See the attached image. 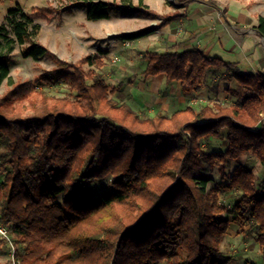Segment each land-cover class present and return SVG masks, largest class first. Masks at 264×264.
<instances>
[{"label": "trees", "instance_id": "trees-1", "mask_svg": "<svg viewBox=\"0 0 264 264\" xmlns=\"http://www.w3.org/2000/svg\"><path fill=\"white\" fill-rule=\"evenodd\" d=\"M74 1L86 5L89 20L107 19L115 8L159 18V25L180 16L161 15L143 0ZM32 11L33 17L54 13L49 7ZM31 18L20 7L8 11L13 37L0 25V84L7 80L9 86L0 97V223L12 235L21 263L227 264L221 244L230 224L264 251V73L239 72L235 62L198 48L146 51L145 77L163 74L167 83L178 82L183 93H191L200 89L208 69H224L220 78L235 80L244 93L230 91L238 97L232 103L187 105L169 116L142 118L113 99L117 86L95 70L104 65L100 56L60 59L35 40L39 27H29ZM255 29L264 37V17ZM152 32L143 28L120 39ZM16 43L24 57L57 65L40 76L43 84L63 83L75 96L11 80L7 55ZM222 131L224 149L204 151L203 139L221 138ZM244 154L263 168L257 183L243 164L224 173ZM203 162L219 166L225 182L208 187ZM106 178L108 188L89 191ZM223 192L235 193L231 218L223 217ZM6 246L0 237V248Z\"/></svg>", "mask_w": 264, "mask_h": 264}, {"label": "rangeland", "instance_id": "rangeland-1", "mask_svg": "<svg viewBox=\"0 0 264 264\" xmlns=\"http://www.w3.org/2000/svg\"><path fill=\"white\" fill-rule=\"evenodd\" d=\"M183 1L184 0H165L163 9L165 10L169 6H172L173 2ZM136 2L137 0H133V3ZM143 2L149 7V9L154 10L155 12L161 11V6L158 1L154 2V0H143ZM241 3L247 4V8L251 12V15L254 14L256 17H264V0H241ZM18 7H20L24 13H27L32 17L31 23L29 24L30 28L35 25L39 27L35 40L46 46L50 51L54 52L60 59L67 62H73L86 54H97L100 56V58L104 61V65L100 68H95V70L99 71L103 75H106V77H104L105 81L111 87H113L114 83L117 82L113 80V77H111L112 80L107 78V75L109 76L110 74H114V71L119 68L118 64L121 62V58L123 57L126 49L134 50L136 60L139 59L138 56H142L144 52L154 51L152 45L153 38L150 36L151 34L148 35L150 36V39H143V41L140 42L135 41L129 45L124 44L125 41L122 42L123 40L120 39V34L128 31H134L136 28L139 30L140 27L147 24L140 17L143 14L139 15V13L135 12V10L115 8L111 11L110 16L107 19L89 20L86 18V5L75 2L74 0H0V25L5 24L7 26L6 34L12 37L13 34L11 33L10 26L6 23V16L9 10ZM35 7L53 8L54 13L51 16L33 17L31 13L33 12L32 9ZM19 15V12L14 14L17 18ZM135 15H137V17H134ZM144 15V17H148V21H156L159 19L147 14ZM159 20L161 21V19ZM150 27H152V24ZM108 29H112L113 32H107ZM7 64L10 71L9 76L13 81H32L35 83L37 90L46 89L49 94L56 96H75V92L69 90V88L63 83L57 82L53 85L43 84L40 76L55 68L57 65L45 57L38 60H34L30 57H24L21 53V46L18 43L14 45L13 51L7 55ZM84 68L88 69L90 67L88 65H84ZM135 71H138V69H135ZM214 75L216 74L214 73ZM218 77L219 76H216V79H218ZM50 78H52L51 75ZM143 78L145 79V76H143ZM208 78H211L210 73ZM7 83V80H3L0 84V97L9 88ZM177 92L178 94L180 93L178 89ZM170 94L176 95V92H172ZM181 94L182 96H185L183 94L187 93L182 92ZM155 95L156 94L151 93V96L155 97ZM218 95L214 93L210 94L208 91H201L193 97H186L190 98L188 104L194 107H199L205 104L212 105L215 101L223 103H232L235 101L233 98L231 99L222 96L223 94ZM112 97L118 103H121L123 99H127L128 101L131 99L129 94H125L122 97L116 91L112 94ZM161 97H164V95ZM135 103L133 105V109L136 110L142 118L153 117L157 113L169 116L172 112H174V107L177 108L176 106L170 104V108L166 110H158L155 111V113L150 114L149 110L151 108L150 106L152 101L150 103L148 100L146 105L143 106H141L138 101ZM222 135L223 137L221 138L203 139V150L206 152L223 150L225 143V131H222ZM238 164L250 167L255 175L256 183L259 182L263 168L258 163L255 156L251 154H244L240 156L237 162H230L225 167L224 173L230 174L232 169H234V167ZM201 173L209 178L207 183L208 187H212L220 181L225 182L219 166L211 167L206 162H203ZM109 183L110 179L106 178L99 182L90 184L88 189L91 192L99 194L109 187ZM234 198V192H223L219 194L220 203L224 205L226 209V213L223 216L224 218H231V207ZM57 201H60V197L57 198ZM221 249L227 255V264H264V251L261 250L248 232L240 231L235 224H230L227 234L222 241ZM8 259V247H1L0 264H8Z\"/></svg>", "mask_w": 264, "mask_h": 264}, {"label": "crops", "instance_id": "crops-1", "mask_svg": "<svg viewBox=\"0 0 264 264\" xmlns=\"http://www.w3.org/2000/svg\"><path fill=\"white\" fill-rule=\"evenodd\" d=\"M155 1H158L161 6V11H157L159 14L176 12L180 16L165 25H159V19L148 21V17H144L145 15L140 16L147 24L139 29L153 28V32L149 35L153 38L154 51L173 52L198 48L204 55L218 56L225 61L235 62L239 72L264 73V38L255 29L258 17L254 16V12L251 15L247 4H242L241 0H184L183 2H173V5L165 10L163 9L165 0ZM151 24L152 27H150ZM136 30L138 28L134 31ZM107 32H113V30L108 29ZM150 36L125 41L124 44L129 45L135 41L148 40ZM135 56L134 50L126 49L118 64L119 68L114 71V74L107 75V78L112 80L111 77H113V80L117 82L113 86H117L118 94L122 97L125 94L131 96L129 101L123 99L121 103L128 104L132 109L135 102L138 101L143 106L149 100L150 103L152 101L150 114L158 110H166L170 108V104L177 107H174L173 111H175L185 107L190 101L189 97H193L201 91L217 95L223 94L222 96L235 100L238 98L237 95L230 91L240 96L244 93L234 80L227 81L220 78L226 72L224 69L210 68L202 81L201 89L182 96L179 83H167L163 74L148 76L144 79L141 75L144 60L141 58L142 56H138L139 59L136 60ZM209 73L210 79L208 78ZM216 76H219L218 79ZM177 89L180 91L179 94ZM172 92H176V95H171ZM151 93L156 94L155 97L151 96ZM162 95L164 97H161Z\"/></svg>", "mask_w": 264, "mask_h": 264}, {"label": "built area", "instance_id": "built-area-1", "mask_svg": "<svg viewBox=\"0 0 264 264\" xmlns=\"http://www.w3.org/2000/svg\"><path fill=\"white\" fill-rule=\"evenodd\" d=\"M0 237L5 240L9 250L8 264H22L20 258L16 254V245L13 242L12 235L7 227L0 223Z\"/></svg>", "mask_w": 264, "mask_h": 264}, {"label": "water", "instance_id": "water-1", "mask_svg": "<svg viewBox=\"0 0 264 264\" xmlns=\"http://www.w3.org/2000/svg\"><path fill=\"white\" fill-rule=\"evenodd\" d=\"M264 38V37H263Z\"/></svg>", "mask_w": 264, "mask_h": 264}]
</instances>
